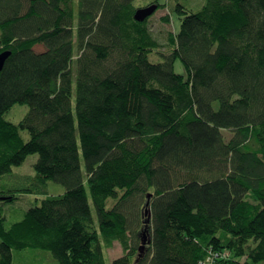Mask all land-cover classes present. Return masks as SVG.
Instances as JSON below:
<instances>
[{
  "label": "trees",
  "instance_id": "obj_1",
  "mask_svg": "<svg viewBox=\"0 0 264 264\" xmlns=\"http://www.w3.org/2000/svg\"><path fill=\"white\" fill-rule=\"evenodd\" d=\"M153 5L180 20L166 51L135 19ZM6 51L0 264H107L115 244L112 264H264V0H0ZM20 195L40 204L8 222Z\"/></svg>",
  "mask_w": 264,
  "mask_h": 264
},
{
  "label": "rangeland",
  "instance_id": "obj_2",
  "mask_svg": "<svg viewBox=\"0 0 264 264\" xmlns=\"http://www.w3.org/2000/svg\"><path fill=\"white\" fill-rule=\"evenodd\" d=\"M160 2L162 4H166L167 0H160ZM181 2L197 10L203 6L205 0H181ZM163 12L167 15L169 11L160 9L155 15H153L150 18V22H152V29L157 34V38L159 42L163 45L162 50L166 51L168 50L167 44L169 37L168 34L161 35L160 29L161 27H165L166 29H169L171 31L173 30V32H178L180 20L177 19L175 26L170 27L167 25H163L162 23L158 22ZM38 49H40L39 51H43L42 47H39ZM150 60L151 62L158 63L162 61V57L160 54L154 53L150 56ZM175 70L176 73L178 74L186 75L185 67L181 63V61H177L175 65ZM28 112H29V107L27 105H16L12 108V110H10L5 115V119L14 123H19L26 117ZM22 135L26 141L29 140L30 135L28 132L24 131L22 132ZM37 161H38V155H32L28 157L27 161L22 166L17 167L14 170L16 172L24 173V174H34L35 170L33 166L37 163ZM50 188L52 194L63 193L65 191V188L63 186L56 185L54 183L51 184ZM37 199L38 197L35 195H20L19 199L14 201L13 203L4 204L7 221L8 222L20 221L24 217V212L28 211L33 206L40 204V202L37 201ZM90 204L92 206L94 216L95 218H97L91 197H90ZM104 254L106 257L107 264H112L115 259H118L123 256V250L119 244H115L112 249L105 250ZM48 257L51 259L50 263L45 261ZM51 257L52 255L50 253H45L41 251L27 252L21 255L16 254L14 256V262L15 264H58L57 262L54 261L53 257L52 258Z\"/></svg>",
  "mask_w": 264,
  "mask_h": 264
},
{
  "label": "water",
  "instance_id": "obj_3",
  "mask_svg": "<svg viewBox=\"0 0 264 264\" xmlns=\"http://www.w3.org/2000/svg\"><path fill=\"white\" fill-rule=\"evenodd\" d=\"M156 10H157L156 5L150 6L148 8L140 9L137 11V13L135 15V19L138 22H143L144 20H146L147 18L152 16L156 12ZM10 55H11V52H9V51H6V52L0 54V72L4 69L6 61L8 60ZM147 213H148V211H146V214ZM147 242H148V238H147V235H145L141 251L145 248Z\"/></svg>",
  "mask_w": 264,
  "mask_h": 264
}]
</instances>
